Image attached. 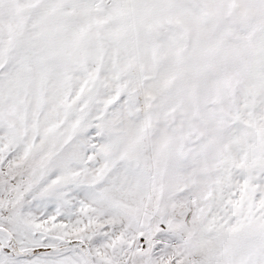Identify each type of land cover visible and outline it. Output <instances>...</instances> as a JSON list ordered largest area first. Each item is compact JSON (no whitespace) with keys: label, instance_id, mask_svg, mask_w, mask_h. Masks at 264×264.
Here are the masks:
<instances>
[{"label":"snow or ice","instance_id":"6c2138e0","mask_svg":"<svg viewBox=\"0 0 264 264\" xmlns=\"http://www.w3.org/2000/svg\"><path fill=\"white\" fill-rule=\"evenodd\" d=\"M0 264H264V0H0Z\"/></svg>","mask_w":264,"mask_h":264}]
</instances>
